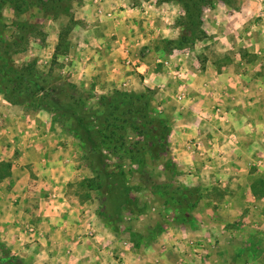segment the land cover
Wrapping results in <instances>:
<instances>
[{"label": "rangeland", "instance_id": "obj_1", "mask_svg": "<svg viewBox=\"0 0 264 264\" xmlns=\"http://www.w3.org/2000/svg\"><path fill=\"white\" fill-rule=\"evenodd\" d=\"M186 1L45 0L46 6H30L17 15L11 0H0L3 36L10 43L14 66L31 65L52 86L46 91L47 98L42 93L37 95L41 101L24 107L9 103L0 88V191L5 177L30 170L32 160L28 158L33 147L56 145L64 149L65 155L58 160H64L65 168L69 165L83 171L78 186L90 192L91 199L95 196L94 216L110 229L105 234L104 251L118 264H124L122 254L127 251L143 253L149 264H264V92L257 91H264V0H200L203 7L198 27L187 25L191 15ZM194 26L199 31L196 37ZM185 37L191 38L184 42L188 47H176ZM174 52L182 60L198 52L202 64L211 59L215 68L223 70L233 62L237 74L248 73L250 86L245 94L255 97L257 103L249 104L253 110L243 121L246 137L238 138L234 146L241 157L249 158L240 192L235 191L236 184H231L233 178L227 172V177L215 175L217 168H232L231 161L209 165L199 174L196 162L179 159L172 144L177 123L165 116V109L158 113L168 82L144 80L147 70L173 78L164 62ZM238 81L240 86L245 83L242 78ZM73 92L89 110L99 113L104 111L103 96L122 92L137 107L148 105L152 117L169 124L167 139L147 154L145 164L102 150L111 178L106 200L90 190L93 173L83 161L85 148L70 129L69 98ZM217 114L222 118L218 121L231 123L225 109ZM134 116L139 115L136 112ZM127 138L134 142L145 136L129 130ZM195 146L194 152L203 145ZM162 148L164 152L158 155ZM209 148L204 150L207 156L212 153ZM45 159L50 158L35 161ZM185 193L199 200L194 209L169 200ZM1 197L5 196L0 192ZM47 197L52 205L62 196L56 191ZM10 203L18 204L12 199ZM2 212L0 209V245L23 264H39L42 259L38 253L35 258L34 247L23 251L24 257L19 255L17 244L24 238L16 233L18 221H13V232L8 233L10 228H1L5 227ZM30 240L32 237L25 241L30 246L37 242ZM8 262L0 249V264Z\"/></svg>", "mask_w": 264, "mask_h": 264}, {"label": "crops", "instance_id": "obj_2", "mask_svg": "<svg viewBox=\"0 0 264 264\" xmlns=\"http://www.w3.org/2000/svg\"><path fill=\"white\" fill-rule=\"evenodd\" d=\"M197 53L185 56L182 60V64L194 72L187 98L178 99L180 83L166 76L165 72L154 74L147 70L144 80L155 83L163 79V82H168V88L162 90V108L166 110L165 116L177 123L172 131V144L176 147L179 159L196 162L199 174L209 165L222 166L224 162L231 161L232 168H217L215 175H230L233 178L230 180L231 184H236L235 191L240 192L248 171L249 158L241 157L234 146H237L238 138L241 140L246 137L243 121L252 112L250 105L257 103V99L245 94L250 86L248 73L237 74L233 62L223 70L215 68L210 58L205 61L206 64H202ZM204 58L201 56V59ZM197 62L200 64L199 68L196 66ZM258 72L256 74L260 78ZM241 78L245 82L242 86L238 81ZM258 92L253 93L257 95ZM219 107L228 112L230 124L218 121L220 117L217 108L221 112ZM255 107H259V103ZM196 144L203 145L197 148V153L194 152ZM206 146L212 151L210 156L204 153ZM31 153L28 158L32 160L30 170H19L21 172H13L12 176L5 177L0 191L5 196L0 198V209L3 211L1 224L5 226L1 228L6 230L8 227V233H12V223L17 220L16 233L24 238V242L17 244L19 255L24 257L23 251L34 247L35 258L38 253L42 259L39 264H118L115 258L104 251L105 234L110 229H106L94 216L95 196L91 199V193L78 186V177L83 178V171L72 170L69 165L65 168L64 160H58L61 155H65L64 149L56 145L46 148L36 146ZM46 157L50 159L35 161ZM4 158L5 156L2 157ZM225 172L228 173L227 176ZM67 178L72 182L68 184ZM56 191L62 197L57 203L49 205L51 201L49 202L47 195ZM11 199L18 204L10 203ZM89 229L94 231V239L90 238ZM30 237L37 241L33 242L34 246L25 242ZM141 254H136L135 251L123 252V263L149 264V259Z\"/></svg>", "mask_w": 264, "mask_h": 264}, {"label": "trees", "instance_id": "obj_3", "mask_svg": "<svg viewBox=\"0 0 264 264\" xmlns=\"http://www.w3.org/2000/svg\"><path fill=\"white\" fill-rule=\"evenodd\" d=\"M11 5L15 13L21 15L30 6H46L47 4L45 0H11ZM185 5L188 14L191 15L187 25L192 26L193 24L198 27L203 3L200 0H188ZM196 27L195 30H192L195 33V37L196 34H199ZM4 30L5 26L0 19V88L6 99L12 105L24 107L27 104H35L41 101L43 98H38L37 95L42 93L47 98L49 92L46 91L52 87L49 79L37 74L31 65L21 69L14 66L9 56L10 43L3 36ZM190 40V37H185L183 42L179 40L174 45L179 48H186L188 46H185V43ZM72 88L76 89L73 86ZM60 91L63 92L64 90ZM69 99L71 110L68 111V114L73 124L70 129L73 135L84 145L85 155L83 161L93 173V177L89 181V188L92 191H96L99 197L106 200L110 193L111 178L108 172L106 156L102 150L104 148L109 149L116 153H121L132 161L137 160L141 165L145 164L147 154L154 147L156 149L160 147L167 139L169 124L166 120L152 117L148 105L143 104V106L137 107L122 92H115L111 97L103 96L100 103L104 111L101 113L89 110L86 103L77 98L75 92L71 94ZM136 112L139 115L138 118L134 116ZM82 114H85V116H82ZM90 125L95 126V128H90ZM129 130L143 134L145 139L130 142L127 138ZM162 151L164 152V148L158 151V155ZM168 189L169 187H165V192L170 195ZM190 194L194 196L195 193L191 192ZM175 196L172 195L169 200L188 206L190 209H194L199 203L197 198L190 197L186 193L178 196V198ZM0 249L9 260V264H23L20 259L12 255L6 246L1 244Z\"/></svg>", "mask_w": 264, "mask_h": 264}, {"label": "built area", "instance_id": "obj_4", "mask_svg": "<svg viewBox=\"0 0 264 264\" xmlns=\"http://www.w3.org/2000/svg\"><path fill=\"white\" fill-rule=\"evenodd\" d=\"M175 54L173 55V59L170 58L169 60H166L164 62L165 67H168L171 69L170 71V75L180 83L181 91L178 94V99L179 100H183L185 98H187V92H185L186 88L188 87V85L190 84L191 81V76H193L192 71H190V69L186 66H184L181 62V58H178L179 54H177L176 52H174ZM187 55L189 54V50L186 53ZM163 108H159L158 109V113H162ZM217 113H220V109L217 108ZM30 231H33V229H31ZM89 233H90V238L94 239V231L92 229H89Z\"/></svg>", "mask_w": 264, "mask_h": 264}]
</instances>
